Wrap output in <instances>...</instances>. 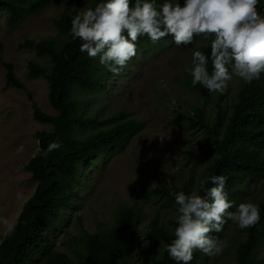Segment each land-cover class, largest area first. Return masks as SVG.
<instances>
[{
    "label": "trees",
    "instance_id": "obj_1",
    "mask_svg": "<svg viewBox=\"0 0 264 264\" xmlns=\"http://www.w3.org/2000/svg\"><path fill=\"white\" fill-rule=\"evenodd\" d=\"M99 2L101 0H0V14L7 15L6 27L12 30L53 4L88 3L94 8ZM162 2L157 0L158 5ZM257 10L264 12V0L257 5ZM72 18L71 12L64 10L52 20L55 36L39 41L25 40L19 46L45 61H29L27 76L29 79L41 77L47 82L48 102L56 114L42 112L27 93L33 119L49 125L51 131L35 135L38 152L24 166L35 189L0 242V264H129L128 250L138 216L127 206L121 207L112 226L102 232L89 234L82 230L78 239L69 237L70 253L75 259L57 247L58 239L69 235L70 218L66 219L65 213L75 206L79 183L89 162L93 165L103 162L114 150L126 147L142 128V124L127 113L103 119L99 110L89 109L92 98L108 96L109 87L115 85L118 75L99 65L98 58H89L79 50L81 42L70 35ZM211 39V36L194 37L200 41L198 50L206 54H210ZM171 45L174 43L170 36L156 44L144 36L137 41V55L161 51ZM0 63L10 86L26 92L12 64L3 61L1 56ZM208 67L211 72L210 63ZM127 72L121 74L124 76ZM186 86L204 103L216 94H210L199 84L193 87L191 79ZM210 116L199 107L194 108V114L182 116L186 129L192 134L201 133L200 139L208 143L215 154L198 178L195 192L203 196L206 189L214 185L202 184V181L212 175H223L226 177L225 191L237 205L234 199L243 194V187L250 181L264 178V77L251 84L243 83L230 109L217 110L213 117ZM53 141H59L61 147L45 157L43 150ZM159 190L154 188L153 194ZM160 191L162 200L172 199L170 191ZM184 192L187 194L188 189ZM257 204L261 219L255 226L244 229V239L236 248L235 264H260L258 253L264 247V197ZM229 211H235V207ZM231 222L227 221L220 233L211 235L220 240ZM175 227V221L166 226L160 224L158 218L149 223L144 240L158 248L154 264H175L166 251L174 239ZM207 258L201 251H194L191 264H205Z\"/></svg>",
    "mask_w": 264,
    "mask_h": 264
},
{
    "label": "rangeland",
    "instance_id": "obj_2",
    "mask_svg": "<svg viewBox=\"0 0 264 264\" xmlns=\"http://www.w3.org/2000/svg\"><path fill=\"white\" fill-rule=\"evenodd\" d=\"M89 6L53 4L12 30L6 27L7 15L0 14V56L12 64L15 76L26 88V92L12 88L0 63V242L35 189L30 174L24 170L28 160L38 152L35 135L51 131L49 125L33 119L27 93L42 112L56 114L48 102L47 82L41 77L27 76L29 61H45L19 46L25 40L55 36L54 18L64 10L74 16ZM199 46L200 41L194 40L187 47L174 44L161 51L138 54L123 71L128 70L126 75L122 73L115 78L107 97L95 96L90 100L89 109L99 110L101 118L124 112L141 123L142 128L126 147L114 150L103 162L95 165L89 162L84 170L74 202L76 209L65 213L66 219L70 218L69 235L57 241L58 249L72 259L75 255L70 253L69 237L78 239L82 230L89 234L102 232L112 226L121 207L127 206L138 216L128 250L129 264H154L158 248L144 240L149 223L158 218L160 224L171 225L178 208L174 193L184 192L185 188L187 194L195 192L198 178L215 157L208 143L200 139L201 133L192 134L186 129L182 116L194 114L196 107L203 108L210 117L217 110L230 109L243 84L234 78L223 93L217 92L207 103L190 92L186 83L191 76L186 67ZM154 188L170 191L172 199L162 200V191L154 195ZM243 190L234 199L237 205L249 201L257 204L264 197V178L248 182ZM243 239L244 229L231 222L220 238L227 247L218 256H208L205 264H235L236 248ZM258 256L260 264H264V247Z\"/></svg>",
    "mask_w": 264,
    "mask_h": 264
},
{
    "label": "clouds",
    "instance_id": "obj_3",
    "mask_svg": "<svg viewBox=\"0 0 264 264\" xmlns=\"http://www.w3.org/2000/svg\"><path fill=\"white\" fill-rule=\"evenodd\" d=\"M260 3L183 0L181 4V0H163L158 5L157 0H101L94 8L73 16L70 35L81 42V52L98 58L99 65L113 75L121 74L137 55L141 37L156 44L170 36L177 47H187L196 36H211L210 54L193 51L186 72L193 87L199 84L210 94L223 93L234 78L247 85L264 77V13L257 10ZM60 147L59 141H53L42 154L47 157ZM208 183L214 186L203 196L174 193L176 227L166 251L175 264H191L197 250L207 256L220 255L227 244L211 234L223 231L227 221L243 230L261 219L258 204L235 205L229 199L225 176L212 175L202 181ZM233 207L235 211H229Z\"/></svg>",
    "mask_w": 264,
    "mask_h": 264
}]
</instances>
